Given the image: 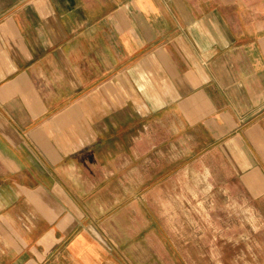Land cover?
<instances>
[{
	"label": "crops",
	"instance_id": "crops-1",
	"mask_svg": "<svg viewBox=\"0 0 264 264\" xmlns=\"http://www.w3.org/2000/svg\"><path fill=\"white\" fill-rule=\"evenodd\" d=\"M189 159L264 213V0H0V264L130 261Z\"/></svg>",
	"mask_w": 264,
	"mask_h": 264
},
{
	"label": "rangeland",
	"instance_id": "rangeland-1",
	"mask_svg": "<svg viewBox=\"0 0 264 264\" xmlns=\"http://www.w3.org/2000/svg\"><path fill=\"white\" fill-rule=\"evenodd\" d=\"M200 162L187 160L154 186L151 216L157 228L122 248L130 256L122 264H264V213L241 211L243 200L251 207L254 202L242 196L240 183H231L218 159L209 167L211 191L197 184Z\"/></svg>",
	"mask_w": 264,
	"mask_h": 264
}]
</instances>
